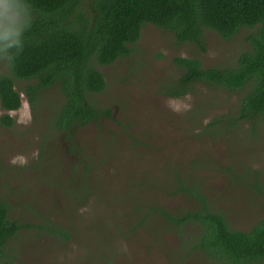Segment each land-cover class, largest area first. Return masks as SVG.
<instances>
[{
  "label": "rangeland",
  "instance_id": "374dc122",
  "mask_svg": "<svg viewBox=\"0 0 264 264\" xmlns=\"http://www.w3.org/2000/svg\"><path fill=\"white\" fill-rule=\"evenodd\" d=\"M78 11L96 13L92 0ZM15 19L0 0V29ZM253 31L226 40L207 30L199 46L145 26L129 56L97 66L107 86L90 102L112 117L79 126L71 139L57 130L59 88L42 89L33 106L28 83L16 80L22 107L9 112L13 126L0 123V200L23 227L2 260L225 264L196 250L199 225L173 223L160 211L174 218L197 211L195 193H202L231 229L252 230L264 219V118L226 131L225 124L207 127L236 115L245 92L200 83L181 98L167 90L182 75L175 58L198 59L204 69L235 67ZM0 70L10 74L6 62Z\"/></svg>",
  "mask_w": 264,
  "mask_h": 264
},
{
  "label": "trees",
  "instance_id": "16d2710c",
  "mask_svg": "<svg viewBox=\"0 0 264 264\" xmlns=\"http://www.w3.org/2000/svg\"><path fill=\"white\" fill-rule=\"evenodd\" d=\"M3 2L16 19L5 21L0 29V68L6 62L10 70V74L0 70V107L6 111L0 118L2 125L13 126L9 112L22 107L16 80L28 83L25 93L33 106L41 101L42 89L59 88L64 102L57 110V130L70 139L79 126L110 119V109L90 102L107 86L97 66L129 56L130 46L140 40L147 25L173 33L180 43L199 46L207 30L226 40L242 29L254 30L246 38L250 50L239 55L235 67L204 69L198 59L175 58L182 75L167 94L184 97L195 83L228 93L245 92L236 115L226 121L215 119L207 126L225 124L223 131L264 118V0H92L93 17L78 11L82 0ZM83 194L88 195L86 190ZM195 196L197 211L179 218L160 213L182 226L199 225L203 231L195 248L214 260L264 264V219L250 231L233 230L224 214L211 211L204 194ZM22 227L10 219L7 204L0 200V264H14L2 260L4 249Z\"/></svg>",
  "mask_w": 264,
  "mask_h": 264
}]
</instances>
